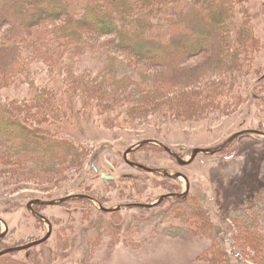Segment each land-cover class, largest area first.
Segmentation results:
<instances>
[{"label": "rangeland", "instance_id": "374dc122", "mask_svg": "<svg viewBox=\"0 0 264 264\" xmlns=\"http://www.w3.org/2000/svg\"><path fill=\"white\" fill-rule=\"evenodd\" d=\"M241 2L244 3L242 9L252 15V18H249L252 22L251 39L247 44L248 49L241 48L240 56L243 58L241 63L248 61L249 65L241 64L239 70H234L232 60H228L224 72L218 73L216 84L222 91L225 90L223 93L228 92L233 98L226 100L221 109L217 110L212 104L214 94L206 93L210 87V83L205 80L207 76L199 84L190 75L185 77L183 84L191 89L206 91L204 95L194 96V103L185 101L182 106L185 108L182 118L173 114H154L148 117L138 114L130 118L126 116L130 120V127L119 130L106 122L108 119L113 120L112 117L121 118L124 111L118 110L122 108L121 103L112 97L107 101L106 107L99 108L98 111L91 110L92 117L86 118L85 126L79 129L84 141L91 146L89 149L87 145V154L92 151V155L89 161L82 159L77 162L75 169L73 165L68 166L71 175L68 172L62 175L58 169L46 168L39 161L40 165L33 163L34 167L25 171L27 174L22 176L24 182L29 184H13L8 188L3 187L1 183L5 181V177L12 175L9 173L7 177L6 174H0V216L6 220H0V236L9 231L5 244L0 246V252L47 237L52 230L51 223L36 215L30 203L39 195L52 198L51 196H64L67 193L77 194L80 189L76 190L74 185L83 176L87 181L86 187H90L92 194L97 197H104L109 207L124 206L114 212H99L93 216L95 222L88 223L85 220L87 213L77 200L58 205L38 204L36 209L55 223L52 238L30 249L10 253L0 259V264H20L26 260H29V264H218L224 259L226 264L231 262L230 260H233L234 264H240L241 260L237 254L245 251L241 250L239 244L245 227L264 232V134L256 132L264 131V0ZM180 28L176 32L177 36L191 31ZM106 38L103 41H106ZM255 39L262 42L258 49L253 47ZM213 42L217 41L214 39ZM239 43L241 42L237 36L236 43L229 48L233 55L236 50H240ZM113 47L120 50L118 46ZM249 48L251 49L248 52ZM106 49L110 51L109 47ZM218 53L220 54L214 50L208 56L201 55L190 61L185 60L182 65L195 68L207 57L208 63L202 69L196 68L204 73ZM86 55L87 53L81 57L82 69L89 68L90 72L95 73L100 71V60L94 61V54ZM124 55L128 56L127 59L131 62L123 64V73H134L141 68L148 71V67L136 64L133 55ZM15 57L17 55L12 54V59L6 58L3 65L11 67L12 61L16 64ZM174 58L171 57L172 60ZM172 60L168 64H172ZM43 62L42 66H39L42 70L36 68L38 72L34 70V75L47 77L48 72L43 67ZM248 71H251V75L248 74L250 79L241 86L240 82L243 80L236 75L241 73L245 79L244 73L247 74ZM163 72L164 75L156 77L160 81L173 84L174 79L178 80L171 73L172 67L163 68L160 73ZM189 73L192 74L191 71ZM139 74L143 76L141 72ZM138 80L140 81L137 85L126 88L135 102L139 100L136 97L145 83V77ZM172 86L176 89L184 87L181 84ZM11 92L13 97H27L32 91L12 89ZM95 97L97 96H94V99ZM208 97L211 108L209 115L204 114L206 117L202 118L198 113L194 120L189 121L188 119L194 117L192 113H195V110H208L206 103H200V100H208ZM100 112H103V115H99ZM246 130L251 132L240 136L227 150L217 154L203 153L188 165L182 164L170 150L163 151L153 143L139 147L131 154L132 160L163 171L186 173L192 180L189 194L191 196L185 202L172 197L166 200L165 204L154 208L126 205L142 199L157 202L163 195L172 192L173 188L182 193L189 191V180L186 177L177 180L178 187H171L163 184L164 179L161 178V181L157 177L158 172L130 163L127 153L131 147L147 139H158L180 152L184 158L192 159L196 148L220 147L237 133ZM14 150L16 153L22 151ZM27 158L28 156H25L26 160ZM93 163H97L102 172H98ZM2 165H6V162ZM105 172L116 178L104 177ZM20 175L21 172L12 178H20ZM67 184L73 185L72 190L64 189ZM202 209L209 213L208 216L212 220L210 226L204 223L202 215H198ZM247 251L251 253V256L246 254L248 257L257 253L251 247H248Z\"/></svg>", "mask_w": 264, "mask_h": 264}, {"label": "trees", "instance_id": "16d2710c", "mask_svg": "<svg viewBox=\"0 0 264 264\" xmlns=\"http://www.w3.org/2000/svg\"><path fill=\"white\" fill-rule=\"evenodd\" d=\"M241 1L0 0V174L9 177V173L12 176L22 173L16 179L12 176L5 177L1 185L10 188L13 184H29L24 182L23 177L27 174L25 171L34 167L33 163H43L46 168L58 169L62 175L67 172L71 175L68 166L73 165L75 169L77 162L82 159L89 161L92 151L87 154L86 147L88 145L91 149V146L84 141L79 129L85 126L86 118L92 117L91 110L98 111L99 108L106 107L107 101L112 97L121 103L122 108L118 110L124 111L121 118L112 117L113 120L108 119L106 122L119 130L130 127V120L126 116L130 118L138 114L145 117L173 114L182 118L185 101L194 103V96L204 95L206 91L184 85L185 77L190 75L199 84L207 76L205 80L210 83V87L206 93L214 94L212 104L217 110L224 106L226 100H233L228 92L223 93L225 90L222 91L215 81L218 73L224 72L228 60H232L234 70H239L243 60L240 57L241 48L248 49L247 44L252 35V22L249 18L252 15L242 9L244 3ZM250 7L252 8V3ZM180 27L191 31L177 36L176 32ZM237 36L241 47L233 55L229 48L236 43ZM105 37L106 41H103ZM214 39L216 43L213 42ZM254 41L256 43L253 42V47L258 49L262 42L257 39ZM113 46H118L121 52L133 55L136 64L148 67V71L141 68L134 73H123V64L127 65L131 60L124 53L120 55ZM214 50L220 54L215 56L204 73L199 69L208 63L207 57L203 56L202 64L195 68L182 65L185 60L190 61L201 55L208 56ZM86 53V56L94 54V61L100 60V71L95 73L90 72L89 68L82 69L80 61ZM12 54L17 55V63L9 60L12 66L6 67L3 62L6 58L12 59ZM171 57L175 58L172 60ZM171 60L173 63L168 64ZM42 62L45 63L43 67L48 72L47 77L33 73L34 70L41 69L39 66H42ZM243 62L244 66L249 65L248 61ZM167 66L172 67L171 73L178 78L174 79L173 84L156 78L164 75L165 72H160L163 68H168ZM198 67L200 68L196 69ZM8 69L11 70L7 72ZM139 72L145 77V83L140 87L139 96L136 95L139 100L135 102L126 88L138 84V79L143 77ZM248 74L251 75V71L244 73L245 79L241 73L236 75L243 80L240 82L241 86L248 83ZM179 83L184 87L173 88L172 85L177 87L180 86ZM12 89L32 92L27 97L23 96L24 98L20 95L13 97ZM94 96L97 97L94 99ZM123 97L128 99L122 100ZM200 103H206L208 110H195L192 113L194 117L188 119L189 121L194 120L198 113L202 118L206 117L204 114L209 115V97L208 100H200ZM98 114L103 115V112ZM153 144L163 151L168 150L163 145ZM14 149L22 151L16 153ZM25 156H28L27 160ZM4 162L6 165H2ZM160 173L162 172L158 171L157 177L161 181V178L164 179L163 184L178 187L179 178L166 172ZM86 182L84 176L81 177L74 185L75 189H80L77 193L94 196V199L82 197L75 200L87 213L86 222L91 223L95 222L94 215L99 212L107 213L102 206H108V202L104 197L92 194L91 188L86 187ZM72 186L67 184L64 189L70 191ZM172 192L179 191L173 188ZM69 195L73 194L51 196L52 198L39 195L36 198L61 199ZM190 196L173 198L185 202ZM155 201L142 199L130 203ZM163 204L165 202L161 205ZM199 214L204 218V223L209 226L212 224L206 210L202 209ZM195 215L196 211L194 217ZM245 229L242 228L244 231L241 234L244 241L242 238L239 240L241 250H245L237 254L240 264H264V232L253 231V228L248 227ZM6 238H0V246L5 244ZM248 247L254 249L256 255L246 256H251L247 251ZM26 261L20 264H29V260ZM224 261L220 260L218 264H226ZM230 261L228 264H234L233 260Z\"/></svg>", "mask_w": 264, "mask_h": 264}, {"label": "water", "instance_id": "95a60500", "mask_svg": "<svg viewBox=\"0 0 264 264\" xmlns=\"http://www.w3.org/2000/svg\"><path fill=\"white\" fill-rule=\"evenodd\" d=\"M247 132H251V131H247L246 130V131H242V132L237 133L229 141H227L225 144H223L220 147H198V148L195 149L194 155H193V158L192 159H186V158H184V156H182L180 153L176 152L168 144H166L165 142L160 141L158 139H147V140H144L143 142H141V143H139V144L131 147L129 149L128 153H127V157L129 159L130 163H132L133 165H137V166H140L142 168H145V169L154 171V172H158V171L166 172L168 175H171V176H173L175 178L186 177L189 180V191L187 193H182V192L167 193V194H165L161 198V200H159L157 202H154V203L137 202V203H130L127 206H137V207H141L142 206V207L154 208V207H157V206L161 205L165 200H167V199H169L171 197H185V196H188L191 193V189H192V180H191L190 176L187 175L184 172L172 173L169 170L163 171L160 168H153V167H150L149 165H147L145 163H141V162H137V161L132 160L131 157H130L131 154L133 152H135L139 147L144 146L147 143H156V144L163 145L168 150H170L172 153H174L180 159V162L182 164L188 165V164H191V163L195 162L198 159V157L201 154H203V153L217 154V153L222 152L230 144H232L240 136L246 134ZM256 132H259V133L264 134V131L263 130H256ZM94 165H95L96 169L98 170V172H102V168L97 163H95ZM104 177H106L108 179H114V178H116L114 175H111L108 172H105L104 173ZM82 197H91V195L84 194V193H77V194L69 195V196L64 197V198H61V199L45 200L43 198H40V199H36V200L32 201L30 203V207L35 211L36 215H39L43 220H46L49 223H51V227H52L51 232L44 239H40L38 241H34L32 243H29V244H26V245H23V246L9 247V248H7V249H5V250H3V251L0 252V257L6 256V255H8L10 253H13V252H19V251H23V250H26V249H30L31 247H35V246H38L40 244H43V243L47 242L48 240H50L52 238V236L54 234V231H55V223L51 219H49L45 214H43L40 211H38L36 209V205H38V204H43V205H46V204H48V205H58V204H62V203H65V202H69L71 200H75V199L82 198ZM102 207L104 208V210L109 211V212L118 211V210H121V209L124 208V206H120V207H109L107 205H103ZM0 220L6 221L2 216H0ZM9 230H10V224H9ZM8 233H9V231L6 232V233H4L2 236H0V238H5Z\"/></svg>", "mask_w": 264, "mask_h": 264}, {"label": "flooded vegetation", "instance_id": "af4514ba", "mask_svg": "<svg viewBox=\"0 0 264 264\" xmlns=\"http://www.w3.org/2000/svg\"><path fill=\"white\" fill-rule=\"evenodd\" d=\"M175 151H176V150H175ZM176 152H178V151H176ZM178 153H180V152H178ZM180 154H181V153H180ZM181 155H182V154H181ZM179 160H180V159H179ZM137 162H139V161H137ZM170 193H174V192H170ZM163 196H164V195H163ZM163 196H162V197H163ZM188 196H189V195H188ZM92 197H93V199H94V196H92ZM185 197H186V196H185ZM171 198H172V197H171ZM182 198H183V197H182ZM169 199H170V198H169ZM165 201H166V200H165ZM165 201H164V202H165Z\"/></svg>", "mask_w": 264, "mask_h": 264}, {"label": "bare ground", "instance_id": "6f19581e", "mask_svg": "<svg viewBox=\"0 0 264 264\" xmlns=\"http://www.w3.org/2000/svg\"><path fill=\"white\" fill-rule=\"evenodd\" d=\"M90 198H93V197H92V195H91V197H90ZM39 205H43V204H39ZM41 213H42V212H41ZM38 216H39V215H38ZM39 217H40V216H39ZM40 218H41V217H40ZM41 219H42V218H41ZM42 220H43V219H42ZM44 221H46V220H44Z\"/></svg>", "mask_w": 264, "mask_h": 264}]
</instances>
